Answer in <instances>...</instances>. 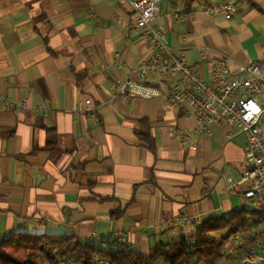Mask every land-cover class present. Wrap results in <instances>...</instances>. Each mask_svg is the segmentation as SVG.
Masks as SVG:
<instances>
[{
	"label": "crops",
	"instance_id": "0c3cea01",
	"mask_svg": "<svg viewBox=\"0 0 264 264\" xmlns=\"http://www.w3.org/2000/svg\"><path fill=\"white\" fill-rule=\"evenodd\" d=\"M136 23L128 0H0V240L74 234L150 254L197 232L196 223L174 226L180 215L245 207L225 177L244 171L246 134L219 124L197 131L189 105L172 107L160 77L136 72L153 51ZM155 26L206 77V47L235 71L264 63V0H163ZM128 77L161 95L117 96L113 83ZM88 98L90 113L81 109ZM143 120L153 148L138 134ZM257 231L250 222L233 235L219 264H238Z\"/></svg>",
	"mask_w": 264,
	"mask_h": 264
},
{
	"label": "built area",
	"instance_id": "2783aa9c",
	"mask_svg": "<svg viewBox=\"0 0 264 264\" xmlns=\"http://www.w3.org/2000/svg\"><path fill=\"white\" fill-rule=\"evenodd\" d=\"M137 17L136 27L152 43V53L137 67L142 77H160L168 85V104L172 107L189 105L198 119L197 131H208L213 124L232 125L247 136L245 168L239 179L226 175L228 189L242 191L249 210L257 211L258 231L251 245L240 255L238 264H264V63L249 62L233 69V63L223 53L213 54V49H203L209 61L210 77L192 64L157 29L155 20L161 15L163 0H128ZM236 5L228 3L222 8L231 18ZM179 17V13H175ZM121 67V64H116ZM115 94L122 98L140 96L154 98L161 95L157 86L140 82L133 77L114 82ZM6 102L13 107L10 98ZM81 109L93 110L88 98ZM173 135L181 136L177 130ZM203 217L185 213L176 217L172 224H202ZM240 244H244L242 241ZM100 264L107 261L96 256ZM108 263V262H107Z\"/></svg>",
	"mask_w": 264,
	"mask_h": 264
},
{
	"label": "trees",
	"instance_id": "16d2710c",
	"mask_svg": "<svg viewBox=\"0 0 264 264\" xmlns=\"http://www.w3.org/2000/svg\"><path fill=\"white\" fill-rule=\"evenodd\" d=\"M195 0H187L190 7ZM138 130L141 138L154 147L149 124L142 121ZM259 213L240 208L230 214L213 215L204 219L195 234L181 236L171 243L156 245L150 254L133 249L103 248L96 240H84L78 235L14 233L0 240V264H43L46 257L51 264L62 259H73L74 264H100L96 256L108 264H219L230 238L243 231L250 222H259ZM213 232H221L216 238Z\"/></svg>",
	"mask_w": 264,
	"mask_h": 264
},
{
	"label": "rangeland",
	"instance_id": "374dc122",
	"mask_svg": "<svg viewBox=\"0 0 264 264\" xmlns=\"http://www.w3.org/2000/svg\"><path fill=\"white\" fill-rule=\"evenodd\" d=\"M263 124H264V117H263ZM241 208H247V206H246V203H245V207H241ZM41 259H43V261L44 262H42L43 264H51L48 260H47V258L45 257H43V256H41V258H39L38 260L40 261ZM64 264H72L70 261L68 262V260H66V262L64 263Z\"/></svg>",
	"mask_w": 264,
	"mask_h": 264
}]
</instances>
